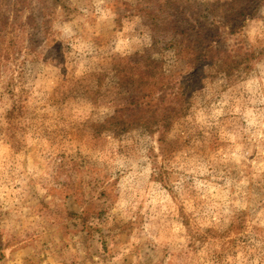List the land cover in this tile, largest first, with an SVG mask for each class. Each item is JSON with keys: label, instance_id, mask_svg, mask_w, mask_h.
<instances>
[{"label": "rangeland", "instance_id": "obj_1", "mask_svg": "<svg viewBox=\"0 0 264 264\" xmlns=\"http://www.w3.org/2000/svg\"><path fill=\"white\" fill-rule=\"evenodd\" d=\"M225 262L264 263V0H0V264Z\"/></svg>", "mask_w": 264, "mask_h": 264}, {"label": "trees", "instance_id": "obj_2", "mask_svg": "<svg viewBox=\"0 0 264 264\" xmlns=\"http://www.w3.org/2000/svg\"><path fill=\"white\" fill-rule=\"evenodd\" d=\"M239 16L240 17H249L250 14L248 15V14H245L244 12L243 13L240 12L239 13ZM238 27L239 26H237V25L233 26L230 29V32L231 33L232 32H235V30ZM170 43H171L170 44V47H174L175 49H178L179 50L178 52H180V49H182V46H181L182 43L181 42H170ZM190 45H191V42H188V44L186 46L188 49H190V54H188V56H187V59H188L187 62L190 65H195V63L204 62V61L206 62V60L209 59V57H210L209 55L210 54H213V53H216L217 52V51L216 52L214 51L215 50V47L213 46L212 42H209V43H207L205 45L204 50H203L202 53L195 52L194 51V48H189ZM230 58H232V57L229 56V55H227V59L225 61V69H226V67L228 68V64L227 63H228V61H230ZM230 63H232V62H230ZM181 109L182 108H179V110H175L174 108H169V107L166 108L165 107V111H167V113H166V115H164V117L162 118L161 122L155 121V122H152V123H150L148 125H156L157 127H161L163 129V131H164V130H166L172 124V122H171V116H170L171 113H173V114H175L177 116H180V115H182V112H181L182 110ZM203 238H206V236L192 234L193 242L199 241V240H201ZM234 244H236L235 241H229L228 242V241L225 240V251L228 250V247L229 246H231V248L235 247ZM262 259H263V257H261V260ZM225 264H230V263L225 262Z\"/></svg>", "mask_w": 264, "mask_h": 264}]
</instances>
